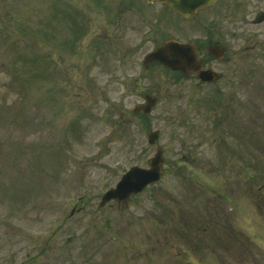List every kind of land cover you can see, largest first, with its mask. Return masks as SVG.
I'll return each mask as SVG.
<instances>
[{"label":"rangeland","instance_id":"obj_1","mask_svg":"<svg viewBox=\"0 0 264 264\" xmlns=\"http://www.w3.org/2000/svg\"><path fill=\"white\" fill-rule=\"evenodd\" d=\"M95 1L0 0V264H264L259 166L250 168L254 183H238L247 175L242 111L232 112L242 124L224 139L217 163L210 134L195 133L209 114L221 117L217 107L161 101L146 117L133 114L140 100L120 79L136 77L138 62L104 59L103 31L95 25L71 41L87 15L96 17ZM70 44L66 61L77 84L63 91L52 56ZM237 64L250 66L255 163L264 58L252 53ZM153 130L174 165H163L160 181L128 203L99 207L124 171L147 168ZM218 189L230 199L213 204ZM73 208L82 209L69 217Z\"/></svg>","mask_w":264,"mask_h":264},{"label":"flooded vegetation","instance_id":"obj_2","mask_svg":"<svg viewBox=\"0 0 264 264\" xmlns=\"http://www.w3.org/2000/svg\"><path fill=\"white\" fill-rule=\"evenodd\" d=\"M93 3L98 9L96 17L87 15V23L80 25L71 41L90 35L95 25L103 31V37L98 39L105 45L101 47L104 59L110 56L122 64L138 62L136 77L120 79V87L133 85L132 96L140 100L132 113L146 117L161 101L166 105L217 107L221 117L217 113L209 114L203 121V129L195 131L200 135L210 134L216 152L214 163H217L218 156L221 162L227 149L224 139L235 137V123H241L234 119L232 112L242 111L246 180L250 178L251 165H261L264 177V123L262 120L258 124L254 118L256 137L262 138L258 140V148L253 147L259 150L253 152L257 160L254 163L250 150V66L237 64L243 55L255 53L264 58V0H215L185 14L157 1L97 0ZM88 9L94 10L89 4ZM63 46L65 50L58 47L60 51L52 56V70L60 74L56 85L68 91L77 84L70 72L73 65L66 61L74 44ZM63 91L57 89L59 94ZM150 101H155V107L146 114L143 106ZM148 145L158 148L157 141ZM188 164L181 161V165ZM162 165L174 164L163 158Z\"/></svg>","mask_w":264,"mask_h":264},{"label":"water","instance_id":"obj_3","mask_svg":"<svg viewBox=\"0 0 264 264\" xmlns=\"http://www.w3.org/2000/svg\"><path fill=\"white\" fill-rule=\"evenodd\" d=\"M153 1V0H149ZM167 4L170 8L180 13L185 11L196 10L200 4L211 2L212 0H157ZM154 105V102L148 103L143 110L145 113L150 111V108ZM156 133L149 135L150 143L156 139ZM150 168L142 169L139 167H131L115 186V188L108 190L100 201V206L105 205L110 200L124 201L132 194H138L142 192L144 187L150 183L157 182L161 175L160 152L157 151L155 156L150 160Z\"/></svg>","mask_w":264,"mask_h":264}]
</instances>
